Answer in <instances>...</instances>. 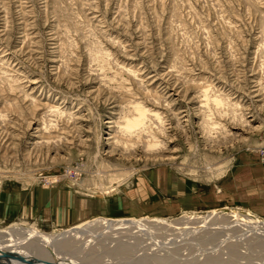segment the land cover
<instances>
[{
    "label": "rangeland",
    "instance_id": "obj_1",
    "mask_svg": "<svg viewBox=\"0 0 264 264\" xmlns=\"http://www.w3.org/2000/svg\"><path fill=\"white\" fill-rule=\"evenodd\" d=\"M137 103L162 121L127 129ZM261 147L264 0H0L3 234L166 218L151 226L161 248L93 226L55 249L83 264H264Z\"/></svg>",
    "mask_w": 264,
    "mask_h": 264
},
{
    "label": "bare ground",
    "instance_id": "obj_2",
    "mask_svg": "<svg viewBox=\"0 0 264 264\" xmlns=\"http://www.w3.org/2000/svg\"><path fill=\"white\" fill-rule=\"evenodd\" d=\"M212 87V86H211ZM203 90H205V92H206V89H203ZM209 91V90H208ZM207 94H209V93H207ZM203 95H205V93L203 94ZM210 95V94H209ZM204 97H207V96H204ZM214 98H216V100L219 102V101H222V98H220V97H214ZM208 99H210V98H208ZM199 103V102H198ZM207 103V102H206ZM205 103V104H206ZM220 103V102H219ZM221 103H223V102H221ZM203 104V103H202ZM209 104V103H208ZM63 111V110H62ZM161 113V112H160ZM162 115V114H161ZM161 115L159 114V113H157V111L156 112H154V111H152L151 109H149L146 105L144 106L143 104H140V103H137L136 104V106H135V113H133V114H131V116H127V119H126V122H125V126L127 127V129H130V128H134V127H136V126H139V125H141V124H143L144 122H146V120H147V117H149L150 118V116L151 117H155L157 120H161ZM163 116V115H162ZM152 120V119H151ZM162 121V120H161ZM164 121V120H163ZM112 122V121H111ZM114 122V121H113ZM148 124V123H147ZM146 125V124H145ZM123 126H124V124H123ZM122 127V126H121ZM142 127V126H141ZM166 127V126H165ZM37 129H39L38 127H37ZM132 130V129H131ZM112 135V134H111ZM42 137V136H41ZM110 139H111V137H110ZM113 139H115L114 138V136H113ZM40 140V139H39ZM114 141V140H113ZM112 142V141H111ZM117 141H114L113 142V145L114 144H117L116 143ZM160 142L159 141H154V142H148L147 143V146L146 147H142V151H146L147 152V150H155L156 149V151L157 150H160V145L161 144H159ZM163 143V142H162ZM144 144V143H143ZM111 145V144H110ZM145 145V144H144ZM116 146V145H115ZM118 147L117 148H115L114 147V149H115V152H116V150H124L125 151V148H123V147H121L120 145H117ZM142 146V145H141ZM123 148V149H122ZM141 152V151H140ZM149 153H151L150 151H148ZM120 153H121V151H120ZM123 153V152H122ZM142 153V152H141ZM158 152H154V154L156 155ZM125 154V153H124ZM137 154H139L138 152H137ZM147 154V153H146ZM155 157V156H154ZM160 158V157H159ZM116 167V166H115ZM113 168V167H112ZM105 172H106V170H105ZM108 173V172H107ZM103 174V173H102ZM218 211H216V210H214V211H211L209 214H208V217H206V218H204V222L203 223H206L207 221H209V220H207V219H210L211 217H215V213H217ZM150 220H153V219H141V220H138V219H136V218H119V219H107V218H95V219H91L90 221H87V222H85V223H80V224H78V225H76L75 227H73V228H71L70 230H67V231H63V233H64V236H62L61 234H59V236L58 237H54V235H52V234H46V233H43V232H41V231H39L38 229H36V228H29V229H26V232H24L26 235L24 236V238L22 239V236L21 237H19V235H18V231L17 230H15V229H10V230H5L4 232H5V234H3V230H0V234H2V235H0V257H2L3 258V253H6V252H9V253H11L12 255L14 254V256L15 255H21V256H23V257H25V258H27V259H40V260H42V261H46V262H48V257L47 256H49V257H51V261H53V262H57V263H59V264H83L81 261V259L79 258L78 260H77V258H75V260L74 259H69V258H67V256H62V258L59 256V255H57L58 253H57V249H55V248H61L62 247V241H64L66 238H67V236H70L71 234V236H72V238H73V236L75 237V239L76 238H83V237H85V233L87 232V230H90L91 228H93V226L94 227H99V226H101V227H103V229L102 230H100L98 233V235H93L94 236V238L95 237H97V239L99 238L98 236L99 235H101V236H105V232L103 231V230H105V228H107L109 231H110V233H112L111 231H113V228H120L119 230H115V232L116 233H118V234H122V235H124V234H130V235H134L135 234V236H142V235H146V234H152L153 236L155 235L154 234V232L152 231V227L151 226H153V225H162V227L161 228H163V225H165V227H166V224H167V222L165 223V221H168L166 218H163V219H161V221L159 222V218L158 219H154V220H158L157 222H149ZM193 223H195V222H193ZM171 224V223H170ZM196 224H198V223H196ZM206 225V224H205ZM214 225V224H213ZM235 225V224H234ZM158 226V227H159ZM226 226V225H225ZM262 226V225H261ZM121 227L122 228H125L124 230L123 229H121ZM133 227H135L136 229H133ZM156 227V226H155ZM164 227V228H165ZM224 227V226H223ZM22 228V227H21ZM196 228H202V225L201 226H198V227H196ZM222 228V227H221ZM18 229V228H17ZM127 229H130V231L132 230L133 231V233L132 232H126V230ZM157 229V228H156ZM194 229V228H193ZM218 229V228H217ZM19 230V229H18ZM25 229H23V231H24ZM107 230V231H108ZM22 230H20V232H21ZM22 231V232H23ZM89 232V231H88ZM197 232V231H196ZM54 233V232H53ZM92 233V232H91ZM103 234V235H102ZM114 234V233H113ZM58 235V234H57ZM61 235V236H60ZM87 235V234H86ZM117 235V234H116ZM103 236V237H104ZM246 236V235H245ZM60 237V238H59ZM71 238V239H72ZM102 238V237H101ZM241 238V237H240ZM155 241H154V243H155V246L157 247V248H161L162 246H164L165 244L160 240V239H158L157 238V236H154V238H153ZM123 239H121L120 241H122ZM235 240V239H234ZM75 241V240H74ZM76 242V241H75ZM129 242V243H128ZM135 242V241H134ZM28 243H31V244H33L34 246H32V251L30 252L28 249H26V244H28ZM67 243H68V241H67ZM71 243V242H70ZM69 243V244H70ZM78 243V242H77ZM123 243V242H122ZM124 243H126V245H125V247L127 246V247H129L130 246V244L132 243L131 241H128L127 240V238H124ZM128 243V244H127ZM149 243L151 244L152 242H150L149 241ZM149 243H147L148 245H149ZM47 244H50V250L51 251H49V250H44L43 251V253L45 252V254L47 255H44V254H42L43 256H45L44 258H42V257H40V255H39V252H40V248L41 247H44L45 245H47ZM120 244V243H119ZM119 244H118V246H119ZM44 245V246H43ZM122 245V244H121ZM37 246V247H36ZM124 246V245H123ZM119 248H123L122 246L121 247H119ZM46 249H47V247H46ZM69 250V249H68ZM33 251H36V255L35 254H33L32 252ZM213 251V250H212ZM66 251H63V253H65ZM214 252V251H213ZM40 253H42V251L40 252ZM67 253H69V252H67ZM66 253V254H67ZM65 254V255H66ZM41 255V256H42ZM214 255V254H213ZM65 258H67V260H65ZM182 259V258H181ZM50 262V261H49ZM14 263H16V262H14ZM0 264H4V263H2L1 262V260H0ZM18 264V263H17Z\"/></svg>",
    "mask_w": 264,
    "mask_h": 264
},
{
    "label": "water",
    "instance_id": "obj_3",
    "mask_svg": "<svg viewBox=\"0 0 264 264\" xmlns=\"http://www.w3.org/2000/svg\"><path fill=\"white\" fill-rule=\"evenodd\" d=\"M3 258L0 257V260L2 263L4 264H59V263H55L53 261L51 262H46V261H42L40 259H27L21 255H12L9 252L3 253ZM16 262V263H14Z\"/></svg>",
    "mask_w": 264,
    "mask_h": 264
},
{
    "label": "built area",
    "instance_id": "obj_4",
    "mask_svg": "<svg viewBox=\"0 0 264 264\" xmlns=\"http://www.w3.org/2000/svg\"><path fill=\"white\" fill-rule=\"evenodd\" d=\"M260 155L263 157V159H264V147H261L260 148Z\"/></svg>",
    "mask_w": 264,
    "mask_h": 264
}]
</instances>
